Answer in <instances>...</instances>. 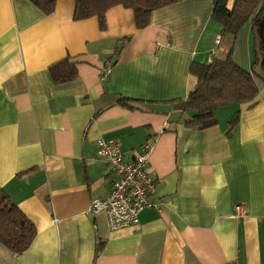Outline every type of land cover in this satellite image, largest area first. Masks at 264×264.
I'll return each mask as SVG.
<instances>
[{"label":"crops","instance_id":"crops-1","mask_svg":"<svg viewBox=\"0 0 264 264\" xmlns=\"http://www.w3.org/2000/svg\"><path fill=\"white\" fill-rule=\"evenodd\" d=\"M74 5L56 0L45 14L28 0H0V189L36 231L21 253L0 244V264H264V84L203 130L187 129L172 107L195 84L192 61L230 52L250 68V22L223 33L212 0H181L143 28L114 5L101 28L96 16L75 20ZM64 58L76 76L56 83L50 68ZM99 139L127 158L153 145L155 206L137 224L110 229L104 213L87 212L110 189Z\"/></svg>","mask_w":264,"mask_h":264},{"label":"trees","instance_id":"trees-1","mask_svg":"<svg viewBox=\"0 0 264 264\" xmlns=\"http://www.w3.org/2000/svg\"><path fill=\"white\" fill-rule=\"evenodd\" d=\"M45 14L53 12L56 0H28ZM181 0H74L75 20L96 16L99 26H105V13L114 6L121 5L134 13L136 28L148 25L151 13L158 8ZM228 0H212L211 17L221 32L235 35L250 22L253 37L250 68L245 69L232 58L212 57L207 62L192 61L189 72L195 77V84L185 99L172 102L173 109L186 114L185 127L203 130L217 124V110L228 103L253 102L260 86L264 84V0H233L227 8ZM124 39H127L124 38ZM52 80L65 82L76 76V64L69 58L55 63L50 68ZM124 105L127 100L120 99ZM238 120L235 112L228 119V129ZM33 223L0 189V244L14 253L25 251L35 236Z\"/></svg>","mask_w":264,"mask_h":264},{"label":"built area","instance_id":"built-area-1","mask_svg":"<svg viewBox=\"0 0 264 264\" xmlns=\"http://www.w3.org/2000/svg\"><path fill=\"white\" fill-rule=\"evenodd\" d=\"M218 42L216 38L215 44ZM111 69L112 63H104L100 70V79L106 78ZM152 150L151 143L143 142L127 158L116 142L97 140L95 155L110 166V189L104 197L94 198L87 212L104 213L110 229L137 224L139 213L145 208L155 206L149 198L155 189L154 180L147 171ZM243 208L244 203L235 204L237 214H242Z\"/></svg>","mask_w":264,"mask_h":264}]
</instances>
